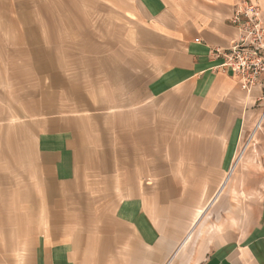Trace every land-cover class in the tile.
Here are the masks:
<instances>
[{"label":"crops","instance_id":"0c3cea01","mask_svg":"<svg viewBox=\"0 0 264 264\" xmlns=\"http://www.w3.org/2000/svg\"><path fill=\"white\" fill-rule=\"evenodd\" d=\"M92 1L90 15L120 20L144 60L142 94L127 88L124 104L81 76V0H0V44L34 50L37 79L77 81L81 95L76 120L39 121L30 192L36 208L44 191L53 215L31 264H264V128L237 160L263 93L220 68L236 9L252 3L264 17V0ZM54 50L79 60L56 69Z\"/></svg>","mask_w":264,"mask_h":264},{"label":"rangeland","instance_id":"374dc122","mask_svg":"<svg viewBox=\"0 0 264 264\" xmlns=\"http://www.w3.org/2000/svg\"><path fill=\"white\" fill-rule=\"evenodd\" d=\"M93 3L92 0H81V76L88 79L84 82L91 84L96 93H103L100 84H105L107 90L115 88L116 100L124 104L127 88L133 89L134 94H142L144 60L132 48L129 32L120 27V20L116 21L115 16L110 15L91 16L95 8ZM13 47L14 43L9 39L0 44V264H31L36 237L44 232L47 218L53 215V210L44 207L41 201L44 191L37 193L36 208L33 207L35 194L30 192L31 160L39 161L35 156L36 138L46 130L39 121L49 116H71L76 120L81 115V95L77 81L71 83L74 88L67 89L70 82L37 79L39 76L32 74L35 65L29 64L28 57L34 50H15ZM58 51L59 55L54 50L56 69L69 68L67 62L71 59L79 60L77 56ZM18 52L22 56L17 55ZM76 66L72 65V68L76 69ZM71 76L75 80L78 75L71 73ZM181 102L190 107L196 105L187 96H183ZM168 105L166 101L163 106ZM169 115L167 113V121ZM189 119V113H182V122ZM172 130L167 127L166 132ZM178 131L183 136L189 135L186 127H180ZM246 131L239 161L255 149L263 130L253 134L250 126ZM33 179L37 180L34 176ZM45 179L43 175L38 178L42 190L49 187Z\"/></svg>","mask_w":264,"mask_h":264},{"label":"built area","instance_id":"2783aa9c","mask_svg":"<svg viewBox=\"0 0 264 264\" xmlns=\"http://www.w3.org/2000/svg\"><path fill=\"white\" fill-rule=\"evenodd\" d=\"M232 23L238 28L239 36L224 52L225 62L220 68L225 72L231 69L246 92L260 86L264 101V17L261 9L252 3H243L236 9ZM263 126L264 105L253 134Z\"/></svg>","mask_w":264,"mask_h":264},{"label":"bare ground","instance_id":"6f19581e","mask_svg":"<svg viewBox=\"0 0 264 264\" xmlns=\"http://www.w3.org/2000/svg\"><path fill=\"white\" fill-rule=\"evenodd\" d=\"M192 233H193V231L189 234V236H191Z\"/></svg>","mask_w":264,"mask_h":264}]
</instances>
